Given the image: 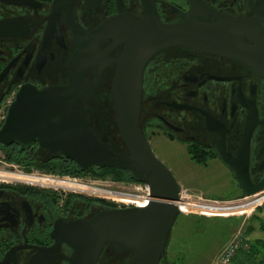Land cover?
I'll return each mask as SVG.
<instances>
[{"label": "flooded vegetation", "instance_id": "1", "mask_svg": "<svg viewBox=\"0 0 264 264\" xmlns=\"http://www.w3.org/2000/svg\"><path fill=\"white\" fill-rule=\"evenodd\" d=\"M34 1L33 6L0 4V20H24L17 36L0 37V128L22 86L41 90L66 85L69 62L78 48L72 28L90 33L117 16L119 6L125 13L144 20L141 0H77L73 6L64 0L55 20L49 17L54 0ZM154 3L160 20L167 25L181 23L191 16L198 23L212 26L221 24L224 18L253 19L259 14L264 28V0H154ZM48 30L53 35L49 49L44 50ZM243 40L253 46L247 37ZM124 49L121 46L114 51L116 59L121 58ZM116 71V63L109 66L100 92L85 99L95 134L109 144L114 141L109 137L112 134L122 143L109 101ZM94 79L95 71H91L87 84ZM109 118L113 120L112 127L103 124ZM141 128L153 153V144L164 140L185 149L190 159H207L206 164L218 161L234 178L235 173L223 164L220 156L238 158L248 139L249 172L253 181H261L264 76L244 63L203 51L183 47L163 50L149 60L143 72ZM3 147L17 148L19 155L27 154L26 158L35 160L65 158L40 150L37 143L23 146L14 142ZM7 165L12 170L24 171L18 165ZM236 186L235 178V189ZM107 209L115 207L76 195L0 183V264H29L40 249L54 244L51 235L57 222L89 219ZM63 252L71 254L66 246ZM51 264L67 263L58 260Z\"/></svg>", "mask_w": 264, "mask_h": 264}, {"label": "water", "instance_id": "2", "mask_svg": "<svg viewBox=\"0 0 264 264\" xmlns=\"http://www.w3.org/2000/svg\"><path fill=\"white\" fill-rule=\"evenodd\" d=\"M34 0H0L7 6H33ZM64 0H54L51 19H57ZM73 6L77 0H67ZM144 20L125 13L107 19L90 33L72 28L78 43L69 62L66 85L37 89L22 86L0 128V144L23 146L37 143L40 150L60 154L80 170L91 167L126 171L148 183L155 199L144 209H107L89 219L56 223L51 247L39 250L29 264H98L107 245L131 253L127 264H160L179 216L174 204L180 186L171 171L153 153L141 128L143 72L157 53L175 47L203 51L244 63L264 76V28L259 14L253 19L224 18L218 25H205L191 16L181 23L164 24L154 0H141ZM22 18L0 20V37L17 36ZM52 30L44 50L49 49ZM247 37L253 44L244 43ZM125 47L120 59L114 51ZM117 64L109 101L127 154L116 153L99 138L91 125L86 96L102 89L106 69ZM95 71L88 85L86 78ZM235 173L237 189L245 196L264 191V178L253 181L249 172V140L238 158L220 156ZM66 246L69 256L63 252Z\"/></svg>", "mask_w": 264, "mask_h": 264}, {"label": "rangeland", "instance_id": "3", "mask_svg": "<svg viewBox=\"0 0 264 264\" xmlns=\"http://www.w3.org/2000/svg\"><path fill=\"white\" fill-rule=\"evenodd\" d=\"M112 123L113 120L109 118L103 124L112 127ZM109 137L113 138L112 144L114 143L117 149L125 150L124 146L119 145L122 143L118 142L115 135L112 134ZM153 150L157 159L171 171L178 185L188 190L190 195L215 200H232L243 196V193L234 188V176L218 161L209 162L203 166L196 165L189 155L185 154V149L164 140L156 141L153 144ZM3 156L0 149V169L5 168ZM6 168L9 169V167ZM259 209H263L262 212H255L248 218L246 215L233 219L178 216L161 264H211L212 259L222 251L236 233L248 234L247 230L250 227L255 230L250 235L252 242L264 239V232L259 230L258 220L252 219L253 216H257L264 221V206ZM258 249L264 258V248L258 247ZM252 261L255 263V259ZM101 264H114V262L111 256H108Z\"/></svg>", "mask_w": 264, "mask_h": 264}, {"label": "built area", "instance_id": "4", "mask_svg": "<svg viewBox=\"0 0 264 264\" xmlns=\"http://www.w3.org/2000/svg\"><path fill=\"white\" fill-rule=\"evenodd\" d=\"M0 169V183L21 184L54 191L61 195H76L86 199L100 201L117 209H144L155 199L148 183L133 181L95 179L92 177L56 176L44 173H26L18 168ZM180 215L205 218L251 217L264 206V191L254 196H242L232 200L205 199L190 195L188 190L180 188L179 199L174 203ZM252 239L249 234L236 233L214 258L211 264H261L238 258L250 253Z\"/></svg>", "mask_w": 264, "mask_h": 264}, {"label": "trees", "instance_id": "5", "mask_svg": "<svg viewBox=\"0 0 264 264\" xmlns=\"http://www.w3.org/2000/svg\"><path fill=\"white\" fill-rule=\"evenodd\" d=\"M118 144H115V145H118ZM119 145L124 146L123 144H119ZM110 146L112 150L115 151L116 153L127 154L125 150L122 151V149L120 150L117 149V147L114 146V143L113 144L110 143ZM0 147L2 151L4 152L3 153L4 156L2 158L3 162L7 164L18 165V167H20L22 170H24L27 173L38 171V172L61 176V177L62 176L92 177L95 179L111 178L115 181H121V182L138 181L134 179L130 173L123 171V170H119V169L91 167L88 170L82 171L73 162L67 160L66 158L60 159V160H51L49 162L45 160H35L33 158H26L28 157L27 154L24 156L19 155L20 152H18L17 148L9 149L3 146H0ZM191 159L194 163L199 164V165H206L207 163V159H202V160H195V158H191ZM77 197L79 198L80 196H77ZM89 201L93 202L96 200L89 199ZM262 210L263 209H259L257 213L262 212ZM192 217H198V216H192ZM252 219L258 220L259 230L264 232V221L257 218V216H253ZM247 231L249 235H252V233L255 232L253 227L248 228ZM258 247L264 248V239H258V240L253 241L252 249L250 253L243 256L244 259L252 260L256 255H259L260 251ZM108 256H111L114 264H127L131 260V257H132L131 253H127V252L119 253L116 251V249L113 246L107 245L99 259L98 264H101L102 261ZM255 261H258V260L255 259Z\"/></svg>", "mask_w": 264, "mask_h": 264}, {"label": "crops", "instance_id": "6", "mask_svg": "<svg viewBox=\"0 0 264 264\" xmlns=\"http://www.w3.org/2000/svg\"><path fill=\"white\" fill-rule=\"evenodd\" d=\"M180 188H181V187H180ZM235 190H237V189H235ZM237 191H238V190H237ZM241 193H242V192H241ZM227 243H228V242H227ZM227 243H226V244H227ZM225 246H226V245H225ZM225 246H224V247H225ZM219 253H220V252H219ZM219 253H218V254H219ZM218 254H217V255H218ZM217 255H216L215 257H217ZM215 257H214V258H215ZM214 258H213V259H214ZM259 258H260L262 261H261ZM213 259H212L211 263L213 262ZM253 259H258V263L264 264V258H263L260 254H259V255H256ZM238 260H239V263H240V262L244 261L245 259H244L243 255H242V257L240 256V257L238 258ZM250 262H253V261L250 260ZM169 264H171V263H169Z\"/></svg>", "mask_w": 264, "mask_h": 264}]
</instances>
